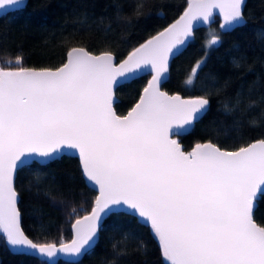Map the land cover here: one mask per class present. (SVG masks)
<instances>
[{
    "label": "snow or ice",
    "instance_id": "1",
    "mask_svg": "<svg viewBox=\"0 0 264 264\" xmlns=\"http://www.w3.org/2000/svg\"><path fill=\"white\" fill-rule=\"evenodd\" d=\"M19 3L0 0V8ZM214 10L221 29L243 22L242 0H190L179 20L119 65L110 53L73 48L55 71L0 68V237L7 246L48 259L82 257L95 246L104 217L126 208L150 225L166 264H264V227L253 219L254 199L264 193V140L236 151L198 143L185 153L171 137L201 119L209 101L169 96L159 87L194 22L209 23ZM218 42L216 35L208 40ZM202 63L191 68L186 85ZM149 69L139 103L118 116L112 93L119 78ZM72 149L99 195L90 214L72 225L70 243H34L21 229L14 174L30 156L51 160Z\"/></svg>",
    "mask_w": 264,
    "mask_h": 264
},
{
    "label": "trees",
    "instance_id": "2",
    "mask_svg": "<svg viewBox=\"0 0 264 264\" xmlns=\"http://www.w3.org/2000/svg\"><path fill=\"white\" fill-rule=\"evenodd\" d=\"M188 0H27L18 11L0 17V68H59L72 47L89 53L110 52L116 61L176 20ZM244 22L220 32L219 18L192 33L185 51L170 62L160 88L185 98L204 96L209 104L190 133L179 137L184 150L208 141L235 151L264 140V0H246ZM143 7L137 11L136 6ZM212 31V34L210 33ZM212 35L220 42L208 44ZM22 65L16 64V57ZM202 61L193 85L185 79ZM148 74L116 87L113 109L125 115L135 104ZM225 105H228L226 109ZM77 159L60 156L46 165L32 163L16 170L20 223L34 243L67 242L72 221L90 212L95 191L84 185ZM253 210L264 227V193ZM74 210V211H73ZM96 245L80 261L51 264H164L157 240L147 226L125 213L104 219ZM0 264H48L34 256L14 255L0 237Z\"/></svg>",
    "mask_w": 264,
    "mask_h": 264
},
{
    "label": "water",
    "instance_id": "3",
    "mask_svg": "<svg viewBox=\"0 0 264 264\" xmlns=\"http://www.w3.org/2000/svg\"><path fill=\"white\" fill-rule=\"evenodd\" d=\"M26 1L27 0H21V3H19L18 5H16L15 7H13V6H11V5H5L3 8H0V17L3 15V16H5L6 14H7V12H11V11H18V9H20V8H22V7H24V6H26ZM246 0H242V9H243V6H245L246 5ZM189 3H190V0H188V2H187V4H186V9H184L183 10V12L182 13H180L178 16H177V18H176V20H174L173 22H170L169 24H167L166 25V27H165V29L166 28H168V27H170L172 24H174L177 20H179L180 19V17L184 14V12L187 10V8H188V6H189ZM244 17V16H243ZM213 18H219V20H220V24L219 25H221V23H223V20H222V17L220 16V14H219V11L218 10H214V15L211 17V19H210V22L209 23H204V22H202V21H200V22H194V28H193V32L195 31V30H198L199 28H202V27H204V28H206V27H208V25L209 24H211V22L213 21ZM243 22H244V18H243ZM243 22L241 23V24H239V25H235L233 28H237V27H240V25H242L243 24ZM165 29H163V30H160V31H158V32H156V34L155 35H157L158 33H160L161 31H164ZM232 29V28H231ZM231 29H229V28H225V29H221V28H219V31L220 32H224V33H227V32H229V30H231ZM192 32V33H193ZM155 35H153V36H155ZM152 36V37H153ZM151 36L150 37H148L147 39H146V41L147 40H149V39H151L152 38ZM193 37H192V34L189 36V37H187L186 38V43L185 44H183V45H181V46H178V49L176 50V52H175V54L173 55V56H171L170 58H169V66H170V62H172V60L173 59H175L177 56H178V54L180 53V52H182V51H185V49H186V46L188 45V42H189V40H191ZM220 38V37H219ZM145 41V42H146ZM145 42H143V43H145ZM219 42H220V40H219ZM219 42L217 43V44H215V45H213L214 47H217L218 45H219ZM143 43H139L137 46H135V48H137V47H139L141 44H143ZM73 48H78V47H72V49ZM134 48V49H135ZM133 49V50H134ZM71 50V49H70ZM70 50H68L67 52H66V57H65V60H64V62L62 63V66H63V64L64 63H66L67 62V53L70 51ZM133 50H131V51H133ZM130 51V52H131ZM129 52V53H130ZM105 53V52H104ZM107 53H110V52H107ZM128 53V54H129ZM91 54V53H90ZM101 54H103V53H101ZM101 54H95V53H93V54H91V55H96V56H99V55H101ZM128 54H126L125 55V57L120 61H116L115 59H114V57H113V61H114V63L115 64H117V65H119L120 63H122L123 62V60H125L126 58H127V56H128ZM112 55V54H111ZM62 66H60L59 68H61ZM58 67L57 68H53L52 69V71H55V70H57V69H59ZM5 70V69H4ZM9 70V69H8ZM14 70V69H13ZM34 70H37V69H34ZM43 70V69H42ZM168 73H169V71L167 72V73H165L164 74V77H163V79H162V81H161V83H160V85H159V87L161 86V84H165L167 81V78H168ZM148 74V78H147V83H146V85H144V87L141 89V93H140V95L138 96V99H137V101L135 102V104L133 105V106H131L129 109H128V111L125 113V115L123 114V115H118V116H126L131 110H132V108L137 104V103H139V101H140V97L143 95V89L147 86V84H148V81L149 80H151V78H152V73H151V71H150V69L149 70H145V71H141V72H139V73H137L136 75H134V76H131L129 79H127V80H125V79H123V78H119V83L118 84H116L115 86H114V88H113V93H112V108L114 107V105H115V103L117 102V98H116V95L114 94V91H115V89H116V87L117 86H119V85H124V84H127V82H129V81H133V80H135V79H137V77H139V76H145V75H147ZM160 91H162V92H164V93H166L164 90H162L161 88H160ZM167 95H169V96H175V95H179V94H175V93H173V94H168V93H166ZM182 99H190V98H185V96H181V95H179ZM196 96H194V97H191V98H195ZM113 111H114V109H113ZM197 122V121H196ZM195 122V123H196ZM194 123V124H195ZM193 126V125H192ZM192 126H190V127H186L184 130H181L180 132H179V134L178 135H173L171 138L172 139H174V140H176L177 141V143L180 145V147H181V149L185 152V153H188V152H191L192 151V149L195 147V145L196 144H198V143H195L192 147H191V149H189V150H184L183 149V144H181V143H179V137H181L182 135H185V134H189L190 133V130L192 129ZM260 140H262V139H259V140H256V142H258V141H260ZM256 142H253V143H256ZM206 143H210V142H208V141H204L203 143H199V144H206ZM212 144V143H211ZM249 144H252V143H248L246 146H248ZM214 145V144H213ZM216 146V145H215ZM245 146V147H246ZM217 147V146H216ZM219 148V147H218ZM239 148H237V149H235V151L236 150H238ZM222 151H224V150H222ZM225 151H230V150H225ZM60 156H64V157H67V156H70V157H72V158H74V159H77V163H78V166H79V169L81 170V177H82V179L84 180V185L88 188V189H91V190H94L95 191V195H94V201H95V198H96V196H98L99 195V189H98V186H94L91 182H89V181H87V179H86V177L84 176V174H83V169H82V164H81V160H80V156H79V152H78V150H75V149H72V150H64L63 152H61L58 156H56V157H54L53 159H51V160H43V159H41V158H39V157H36V156H30V157H28V159H27V161H26V163L25 164H22L19 168H22V167H24L25 165H27V164H32V163H36L37 162V164H41V166L42 165H46V163H48V162H50V161H55V160H57ZM18 168V169H19ZM17 174V172H15V174H14V179H15V175ZM14 186H15V183H14ZM261 194H263V193H257V195H256V197H255V199H254V208H253V210L255 209V206H256V200L259 198V195H261ZM18 196H19V194L17 193V200H18ZM94 205V202L92 203V206ZM17 206H18V204H17ZM92 206H91V208H92ZM90 212H91V209H90ZM90 212L88 213V214H90ZM114 213H125V214H128L129 216H131V217H134V216H132L129 212H128V210L126 209V208H120V209H117V210H115L114 211ZM88 214H84V215H82V216H80V218H78V219H82L84 216H86V215H88ZM109 215H111V214H109ZM108 215V216H109ZM108 216H106V217H108ZM20 217H21V214H20ZM106 217H104V219L106 218ZM138 221H139V224L140 225H142V226H147L150 230H151V234H152V236L154 237V239H156L157 240V245H158V247H159V249L161 250V247H160V243H159V240H158V238L154 235V233H153V231H152V229H151V227H150V225H146V224H144L143 223V221H140L139 220V218L138 217H135ZM104 219L100 222V226H99V229H100V227H101V225H102V223L104 222ZM77 220V219H76ZM76 220L74 219L73 221H72V224L70 225V228H69V231H70V233H71V236H70V239L66 242H64V243H70L71 242V240L73 239V235H74V232H73V227H72V225L76 222ZM21 229H22V225H21ZM23 231V230H22ZM98 235H99V232H98ZM27 237V236H26ZM28 238V237H27ZM97 239H98V236H97ZM31 240V239H30ZM5 243V245H6V247L8 248V250L11 252V253H13L14 255H19V254H24V256H34L38 261H46V263H48V264H51V262H54V261H66L67 263H72V262H78V261H80L81 259H82V257H72V256H68V255H65V254H60V253H58L54 258H52V259H48L47 257H43V256H39V255H37L35 252H31V251H25V252H22L21 250H19V249H16V248H10L9 246H7V244H6V242H4ZM96 243H97V240H96ZM59 245L60 244H58V245H56L57 247H59ZM96 245V244H95ZM161 256H162V258H163V260H164V264H166V261H165V259H164V257H163V255H162V251H161Z\"/></svg>",
    "mask_w": 264,
    "mask_h": 264
},
{
    "label": "rangeland",
    "instance_id": "4",
    "mask_svg": "<svg viewBox=\"0 0 264 264\" xmlns=\"http://www.w3.org/2000/svg\"><path fill=\"white\" fill-rule=\"evenodd\" d=\"M210 33L212 34V31H210Z\"/></svg>",
    "mask_w": 264,
    "mask_h": 264
}]
</instances>
